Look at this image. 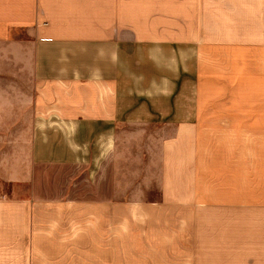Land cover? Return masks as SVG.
Wrapping results in <instances>:
<instances>
[{"label": "crops", "instance_id": "crops-1", "mask_svg": "<svg viewBox=\"0 0 264 264\" xmlns=\"http://www.w3.org/2000/svg\"><path fill=\"white\" fill-rule=\"evenodd\" d=\"M242 48L262 141L245 243L242 128L203 124L232 72L215 59ZM61 202L95 204L94 243L82 223L41 241ZM0 264H264V0H0Z\"/></svg>", "mask_w": 264, "mask_h": 264}, {"label": "rangeland", "instance_id": "rangeland-1", "mask_svg": "<svg viewBox=\"0 0 264 264\" xmlns=\"http://www.w3.org/2000/svg\"><path fill=\"white\" fill-rule=\"evenodd\" d=\"M233 53L241 56L232 57L231 59H215L216 63H218L217 69H224L222 66H229L232 72L226 70V73L215 75L214 82L221 84V91L220 93L217 91L215 95L211 93L207 94V97L215 96L217 99H224V104L221 105L218 102L216 106H210L209 112L205 117L211 120L205 121L203 124L215 132L223 130L228 126L242 128L241 134L236 137L235 141L237 144L243 145V243H245L254 236L256 156L257 147L262 145V141L260 140L259 143V140L255 136L256 83L254 69H243V48ZM213 111H215V114H211ZM214 118L215 120H222L215 121ZM214 144H217L215 139ZM40 209L39 226L55 228L52 234H43L41 236H45V239L41 238V241H44L45 245L48 243V240H46L48 237L57 238L56 240L63 242V228L69 225H79L80 223L91 227L87 240L88 243L95 242L94 228L96 221L97 225L101 224V218H96V206L94 203L86 202L69 207L61 202L57 205L55 204L48 208L41 207ZM65 211H76L77 213L71 215L66 214ZM123 215L124 213L119 218L120 225H127L128 220L132 218H127ZM187 221L188 219H185V225H189ZM168 224L175 225L176 223L169 221ZM199 224L207 226L210 222L208 219H201ZM154 225H163V223L155 220ZM125 236L127 235L121 234V249L127 255V245L124 243ZM199 236L202 239L208 235L200 233ZM40 252L43 257H50L52 253L56 254V256H62L64 253H67L63 249L48 250L46 248H43ZM87 252L89 257H94L96 253L94 248L89 249Z\"/></svg>", "mask_w": 264, "mask_h": 264}]
</instances>
